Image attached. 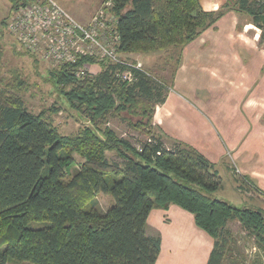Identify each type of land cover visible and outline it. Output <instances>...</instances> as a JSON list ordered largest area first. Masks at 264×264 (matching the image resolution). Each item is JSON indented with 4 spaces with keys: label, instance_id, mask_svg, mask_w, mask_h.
<instances>
[{
    "label": "trees",
    "instance_id": "1",
    "mask_svg": "<svg viewBox=\"0 0 264 264\" xmlns=\"http://www.w3.org/2000/svg\"><path fill=\"white\" fill-rule=\"evenodd\" d=\"M11 2L9 16L0 21V42L5 34L19 45L8 20L26 0ZM230 12L248 15L264 31V0H228L210 12L200 0H113L111 34L123 61L171 49L181 54ZM86 63L100 70L77 78L74 71ZM50 70L60 98L57 111L72 112L83 126L74 136L63 135L47 115L33 114L19 94L10 93L23 92L24 82L0 88V264H156L161 235L149 233L148 218L154 209L172 206L190 213L214 239L209 264H239L226 230L232 221L254 233L264 251L263 210L217 198L223 181L216 165L182 142L167 148L162 130L155 133L156 108L173 84L144 68L133 70V81H124L118 74L127 67L95 57ZM110 118L148 139L135 146L106 126ZM111 152L123 163L110 162ZM74 154L84 160L78 169ZM100 193L114 199L106 213L95 200Z\"/></svg>",
    "mask_w": 264,
    "mask_h": 264
},
{
    "label": "crops",
    "instance_id": "2",
    "mask_svg": "<svg viewBox=\"0 0 264 264\" xmlns=\"http://www.w3.org/2000/svg\"><path fill=\"white\" fill-rule=\"evenodd\" d=\"M227 1L200 0L203 10L209 12L219 11ZM252 29L257 28L248 15L230 12L216 28L207 30L197 40L207 43L197 46L204 54L203 57L199 53L204 62L189 59L188 65L187 59L183 60L174 88L165 103L156 108L154 125L162 130L163 137L175 138L200 152L218 171V165L229 152L237 161L240 174L262 193L264 48ZM189 47L185 51L191 55ZM95 66L91 71L96 74L100 68ZM205 91L215 93L216 97L209 99ZM216 122L219 131L214 130ZM228 168L233 171L229 165ZM251 194L254 200L264 201L261 194L247 195ZM148 229L151 235H161V253L156 264H209L215 241L197 227L187 211L177 206L154 209L148 218Z\"/></svg>",
    "mask_w": 264,
    "mask_h": 264
},
{
    "label": "rangeland",
    "instance_id": "3",
    "mask_svg": "<svg viewBox=\"0 0 264 264\" xmlns=\"http://www.w3.org/2000/svg\"><path fill=\"white\" fill-rule=\"evenodd\" d=\"M64 9L73 14L78 20L83 21V23L88 24L91 19L99 13H104L109 22L111 21L110 10L112 5L110 2L113 0H56ZM11 4L10 0H0V21L9 16ZM79 16V17H78ZM4 21V20H2ZM111 24V23H110ZM256 27V26H255ZM257 28V27H256ZM251 32H254L255 35L260 37L264 33L263 30L257 28L252 29ZM7 33V31H5ZM253 38V36H252ZM207 40V39H206ZM193 46L188 49H192V54L190 52L184 51L180 54L179 49H171L167 52H159L155 55H142L135 54L132 56L133 62H128L131 64H142L144 70L147 69L149 74H154L158 79L164 78L169 82V86L174 85V81L177 73L182 68L183 65L179 67L176 66L177 60L179 57L183 60H186V64L189 65V59L194 60V62H204L200 52V48L197 46L206 45L202 40L196 41ZM264 48V46H261ZM245 51V50H244ZM242 50V53H244ZM201 53L202 55L199 56ZM206 54V53H205ZM246 56V53H244ZM180 58V59H181ZM37 63H33V58L28 54L20 45H17L9 37L5 35L0 42V88H5L8 83H13L14 81H22L24 84L23 92H18V90H9L10 93L19 94L30 112L33 114L44 113L55 123V126L59 128L61 134L66 136H74L78 134L82 125L81 118L74 115L68 110L61 109L59 101V95L55 92V89L50 82L51 80V70L54 69L50 64L37 59ZM168 62L169 64H165ZM187 65V67H188ZM38 67V68H36ZM96 67H93L94 70ZM175 70V71H174ZM188 74V73H187ZM188 79V77H187ZM174 87H172L173 89ZM8 90V89H7ZM8 91V92H9ZM207 97L212 99L216 97V94L213 92L205 91ZM219 94V93H217ZM201 96V94L199 93ZM57 111L58 113H55ZM179 113V112H178ZM128 119L132 117L128 114H123ZM180 123L181 121L177 119ZM222 123V122H221ZM154 124V121H153ZM214 126L215 131H219V124ZM108 128L115 130L119 136H123L126 139L131 140L135 146H139L142 140L148 139L147 136L140 134L139 132L134 131L129 128L128 125L118 118H110ZM155 133L159 134V127L153 126ZM165 146L169 149H173L175 145L179 142L177 139L172 137H163ZM76 158L75 168H79V164L83 162V158L80 155L74 154ZM107 158L112 163L122 164L123 160L117 156L116 153H108ZM228 165L233 169L229 170ZM219 166V175L223 181V187L215 194L217 198H225L230 200V202L237 207H244V205H254L261 208L264 211V201L254 200L253 194L249 197L247 194L249 192H255L261 194L262 197L264 192L260 193L259 190L252 189L253 185L247 183L248 177H245L243 173L236 174L235 170L237 168V161L233 156L228 152V155L223 158V161L218 165ZM73 167V171H74ZM234 175L236 177H234ZM72 174L67 176V179H71ZM98 202L99 208L103 213L114 205V199L109 195H104L102 193L98 194L95 198ZM35 227H39L41 224H32ZM42 224L41 226H43ZM226 230L231 232V237L233 240H230L229 246L232 249V256L237 259V262L240 264L243 261V264H264V251H260L258 246L257 236L254 233H249L245 226L239 221H232L228 223ZM230 237V238H231ZM229 238V239H230ZM258 247V248H257ZM257 248V250H255ZM228 259V257H227ZM231 260V259H230Z\"/></svg>",
    "mask_w": 264,
    "mask_h": 264
},
{
    "label": "built area",
    "instance_id": "4",
    "mask_svg": "<svg viewBox=\"0 0 264 264\" xmlns=\"http://www.w3.org/2000/svg\"><path fill=\"white\" fill-rule=\"evenodd\" d=\"M110 4L113 5V1ZM110 17L109 22L102 12L85 24L56 0H26L10 16L8 31L24 50L53 68L77 66L81 58L95 57L127 67L128 70L118 76L131 82L134 79L133 70H142L143 65L131 64L119 58L115 47L117 36L111 34L115 18L111 14ZM90 72V65L86 63L79 65L74 74L83 79ZM235 173L240 174L238 167Z\"/></svg>",
    "mask_w": 264,
    "mask_h": 264
}]
</instances>
